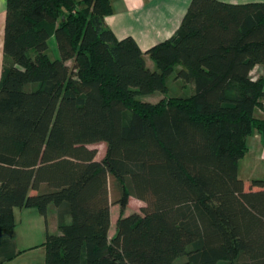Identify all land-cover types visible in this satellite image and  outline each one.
<instances>
[{
	"label": "trees",
	"instance_id": "trees-1",
	"mask_svg": "<svg viewBox=\"0 0 264 264\" xmlns=\"http://www.w3.org/2000/svg\"><path fill=\"white\" fill-rule=\"evenodd\" d=\"M113 11L112 0H7L0 234L16 207L47 217L54 204L45 264H264V181L247 189L239 176L247 137L264 140V75L251 74L264 64V1L191 0L146 51L116 36ZM170 77L189 90L169 94ZM131 196L142 213L124 214Z\"/></svg>",
	"mask_w": 264,
	"mask_h": 264
},
{
	"label": "crops",
	"instance_id": "crops-1",
	"mask_svg": "<svg viewBox=\"0 0 264 264\" xmlns=\"http://www.w3.org/2000/svg\"><path fill=\"white\" fill-rule=\"evenodd\" d=\"M233 3L264 0H223ZM7 0H0V45L6 20ZM191 0H112L113 13L105 17L107 25L118 38L133 36L142 50L171 37L182 23ZM4 19V24H3ZM55 46V45H54ZM53 46V47H54ZM148 64H152L146 55ZM251 74L264 75V64H257ZM257 118H264V96L255 109ZM247 152L239 161V176L247 189L261 188L252 185L255 179L264 181V140L259 131L247 137ZM120 213V212H119ZM16 226L11 232L0 234V264H45L44 242L48 231H58V210L49 205L47 217L36 207L22 206L14 209Z\"/></svg>",
	"mask_w": 264,
	"mask_h": 264
},
{
	"label": "rangeland",
	"instance_id": "rangeland-1",
	"mask_svg": "<svg viewBox=\"0 0 264 264\" xmlns=\"http://www.w3.org/2000/svg\"><path fill=\"white\" fill-rule=\"evenodd\" d=\"M3 24H4V19H3ZM1 27V25H0ZM53 47V46H52ZM49 54L51 55V57L53 58L55 55L54 49L51 48L49 51ZM8 58L6 57V54L4 53V50H2V46L0 45V79H1V75H2V71H3V66L5 64V60H7ZM168 84H169V94H173V93H181L186 92L189 90V86L186 85L184 82H182L181 80H174L173 77H170L168 80ZM144 100H153V101H158L160 98H162V95L159 92H153L152 94H146L143 95L142 97ZM90 147L92 148H96L98 150L97 153V158L98 159H102L105 156L106 153V148H107V144L104 141L98 142V143H94L91 144ZM113 182L111 181V188L113 189V193H114V188H113ZM146 203L134 196H131L129 198V202H128V206L124 211V214H129L132 212H139L142 213V207L145 205ZM53 205V204H52ZM120 212V205L114 203L112 205V225H111V229L109 232L110 237L114 235L115 230H116V222L117 219L119 217V213Z\"/></svg>",
	"mask_w": 264,
	"mask_h": 264
}]
</instances>
